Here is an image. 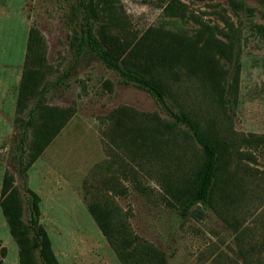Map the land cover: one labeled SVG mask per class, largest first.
<instances>
[{
  "label": "rangeland",
  "instance_id": "374dc122",
  "mask_svg": "<svg viewBox=\"0 0 264 264\" xmlns=\"http://www.w3.org/2000/svg\"><path fill=\"white\" fill-rule=\"evenodd\" d=\"M74 2L0 0V189L5 171L14 173L21 187L15 103L28 31L34 26L45 39L48 81L62 77L48 104L76 108L26 173L28 187L40 197L39 223L60 264H121L82 199L83 182L94 167L108 165L111 171L115 166L101 117L118 105L167 115L146 91L119 84L99 59H75L69 48ZM106 5L122 18L116 32L127 33L129 41L149 27L216 37L227 70L225 100L220 104L191 85L189 93L180 92L182 107L203 130L218 136L220 145L233 137L239 144L244 134L264 135V0H106ZM189 143L188 149L201 155L198 143ZM229 153L240 160L248 182L228 210L217 200L218 212L199 205L182 216L163 203L160 187L149 179L142 180L145 190L126 182L128 193L116 197L134 231L164 250L169 264H264V149L250 152L240 145ZM22 218L28 222L25 204ZM18 253L0 207V264H20Z\"/></svg>",
  "mask_w": 264,
  "mask_h": 264
},
{
  "label": "trees",
  "instance_id": "16d2710c",
  "mask_svg": "<svg viewBox=\"0 0 264 264\" xmlns=\"http://www.w3.org/2000/svg\"><path fill=\"white\" fill-rule=\"evenodd\" d=\"M102 1L103 5L96 0L71 4L69 48L73 56L76 60L87 55L99 59L115 73L119 84H132L149 93L167 117L128 105H118L101 117L115 166L111 171L108 165L94 167L83 182L82 199L121 264H169L166 252L137 234L128 211L116 202V197L128 193L126 182L145 190L142 180H154L163 203L178 208L182 216L199 205L218 212L217 200L228 210L248 182V174L240 160L230 157V149L241 145L260 152L264 135L244 134L239 136V144L233 137L220 145L219 137L203 130L196 116L182 107L180 92L189 93L187 86L191 85L220 104L225 100L227 70L216 37L149 27L137 40L129 41L127 33L116 32L122 18ZM45 50L44 36L30 27L15 103L21 187L11 171H5L1 180L0 207L19 246L20 264H60L39 223L40 197L26 182L28 169L76 112L74 105L48 104L50 92L62 77L48 81ZM104 85L111 89L112 82L106 80ZM190 139L198 143L201 155L192 153V146L188 149ZM250 158L256 161V155ZM24 204L28 222L22 218Z\"/></svg>",
  "mask_w": 264,
  "mask_h": 264
}]
</instances>
